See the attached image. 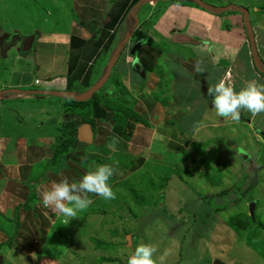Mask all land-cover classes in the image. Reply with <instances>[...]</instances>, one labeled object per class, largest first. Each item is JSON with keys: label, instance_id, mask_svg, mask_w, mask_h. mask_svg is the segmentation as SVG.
<instances>
[{"label": "crops", "instance_id": "0c3cea01", "mask_svg": "<svg viewBox=\"0 0 264 264\" xmlns=\"http://www.w3.org/2000/svg\"><path fill=\"white\" fill-rule=\"evenodd\" d=\"M198 1L207 6L227 10H223L217 17L216 14L197 10L199 9L197 7L196 9L189 7L187 0H179V8L173 7L177 0H54L58 17L56 19V15L51 22L54 25L58 20L57 29L50 27L49 32L40 30L38 27L43 24L38 23L35 30H27L24 36L18 30L6 32L1 29V59L10 58L9 53L13 52L11 57L13 66H11V79L6 82L0 80V264H30L35 256L39 259L36 264H61V259L49 258L44 254V245L50 233L56 235L55 232L62 229L65 219L51 209L43 207L40 193L37 191L38 187L41 191L45 190L54 181L59 182L65 176L70 182L79 181L86 172L94 170L98 165L123 164V159H127V156L133 159V164L122 173L130 176L139 171L142 179L148 178L150 175L146 168L150 159L148 151L153 145L152 142L158 138H162L159 142L164 144L163 149L169 152L179 150L187 153L188 157L184 156V161L194 158L201 160L209 144L214 141L220 143V137L210 132L217 127V123L211 122L208 118L204 119V113L199 114L198 108L196 111L194 106L192 108L179 102H176L172 108L169 101L163 104L143 94L144 89L153 92L158 87L161 88L160 79H157L158 76L154 75V71L159 69L160 60L168 56L166 50L159 46V40L154 41L151 38L149 33L152 29L160 35H158L160 39L170 44L181 42L197 46L203 41L207 46L211 42L209 52L214 56L215 63L221 62L223 65L230 58L227 56L231 54L233 60L241 66V70L237 71L240 75L233 72L234 78H232L233 88L237 93L245 87V81L256 79L258 83L264 84V76L252 65L248 40L241 41L236 52L224 49L221 44L223 37L239 38V32L242 30V26L238 24L242 16L231 14L232 6L259 15L261 13L257 12L256 7L259 6L260 10L264 11V0ZM195 4L198 5L196 1ZM151 16L155 21L150 22ZM45 20L41 21L44 23ZM15 34L21 38L35 34L32 49L22 52L20 42H9L10 37ZM130 55L133 59L139 57L140 62L136 67L132 66ZM181 58V68L198 73L194 69V65L199 61L198 58ZM119 60H122L124 72L132 71L138 80L148 79L143 90H140L138 86L141 83L135 82L132 75L129 76L127 84L134 92L132 105L130 103L127 106L122 105L124 104L122 98L117 100L118 105L111 103L112 99L109 97L117 92L122 93L121 89L125 87L119 81L115 80L110 89L105 90L106 82ZM32 66L35 70L34 74H32ZM210 69H215V82L224 79L220 66L211 65ZM159 72H164V69L161 67ZM202 75L207 77L206 73L200 74L198 81L202 80ZM105 77H107L106 81L91 97L81 101L76 100L95 85L101 84ZM152 78L157 80L153 82ZM126 80L127 78L125 82ZM203 84L205 88L203 95L206 101L211 100L209 107L213 111L212 97L207 92L208 86ZM95 95L96 99H94ZM70 99L85 104L68 103ZM24 100L35 102L45 100L47 103L44 109L51 111V116L44 121H34L33 124L28 122V128L25 124L17 125L20 123L16 121L17 119L22 122L21 116L14 110L11 111L12 118L10 114L2 112L3 102ZM126 107H129L140 120L125 117ZM41 110L39 108L37 111ZM241 111L244 112L245 119H248L244 122L248 123L249 127L253 125L254 129L263 132L262 137H259L253 127L249 129L250 134L257 138L259 143L264 144V112L253 117L247 110ZM188 119L192 120L194 127L186 126ZM220 119L224 124L225 119L223 117ZM227 119L231 123L240 124L230 118ZM125 123L129 128L125 125L120 129ZM70 124L75 126L76 147L67 154L64 164H58L59 166L50 169L49 162L53 157V148ZM198 124L201 126L196 128ZM44 126L46 128L43 129ZM148 131L154 133L149 136L148 147H144L141 137H145ZM182 133L186 137L181 135ZM197 135L201 140L195 138ZM113 138L118 141L115 151L107 147ZM209 141L211 142L208 143ZM88 145H91L90 149H84ZM186 145L193 146L196 155L191 150L187 151ZM221 146L219 145L217 150ZM230 146L232 145L229 144L228 147ZM222 148L226 149L225 144ZM213 150L215 156L219 155L216 149ZM242 158L244 159L236 163L235 171H238L240 166L243 170L239 171L250 174L251 181H254L252 177H257L256 173H259L264 165L256 164L257 160L249 159L247 155H243ZM39 164L42 165V172H39L41 175L34 173V167ZM181 170L179 168V171ZM203 175L205 176V173ZM160 182L164 184L161 185ZM167 182L166 178L158 181L160 188L156 193L158 197L162 196V199L166 194L159 193L165 190L164 187L167 188ZM114 183V179L111 182L109 180L111 187ZM169 190H166V193ZM89 198L93 203L100 197L89 194ZM58 222L61 229H58L60 226L57 225ZM259 228L264 230V225ZM132 247V243L130 246L126 245L130 251H133ZM245 250L257 254L264 263L262 253L250 249L249 245Z\"/></svg>", "mask_w": 264, "mask_h": 264}, {"label": "rangeland", "instance_id": "374dc122", "mask_svg": "<svg viewBox=\"0 0 264 264\" xmlns=\"http://www.w3.org/2000/svg\"><path fill=\"white\" fill-rule=\"evenodd\" d=\"M195 1L187 0L186 3L189 4V7L196 9ZM197 6L199 8L197 10L216 14L217 17L222 14L223 10H227L226 8L217 9L208 6L212 7L209 9L199 4ZM256 8L257 12L260 11L261 14L256 15L257 13L248 11V20L256 47L257 63L259 68L264 71V11H261L259 6ZM56 15L54 0H0V31L1 29L6 32L18 30L24 36L27 30H35V26L39 23L43 25L38 29L49 32L50 27L51 29L59 27L58 20L55 21L56 26L51 22ZM57 17L58 15L56 19ZM44 19L46 20L43 23L41 20ZM238 22L242 26L239 38L223 37L221 43L224 49H230L232 52L239 50L238 45L244 39L249 41V32L246 26L240 24L241 19ZM153 31L155 30L152 29L149 33L151 38L154 41L159 40V46L163 47L166 50V56L168 55L166 59L160 60L159 69L154 71V75L160 79L161 88L158 87L153 92L143 90L142 83L148 79L138 80L132 71L124 72L122 60H119L106 82L105 90H109L115 80L125 87L121 89L122 93L117 92L109 97L112 99L111 103L118 105L117 100L122 98L124 99L122 105L127 106L128 103L132 105L134 92L127 84L129 76L132 75L135 82L141 83L140 86H137L143 90L145 96L161 101L163 104L169 101L172 108L176 102L190 105L192 108L194 106L196 111L198 108L199 114L204 113V119L208 118L211 122L217 123V127L210 132L212 135L216 134L220 137V143L214 141L209 144L201 160L194 158L184 161L183 159L188 157L187 153H182L179 150L169 152L167 149H163L164 144L159 142L162 138H158L152 142L153 145L148 151L150 159L146 168L150 175L145 179L141 178L139 171L130 176L122 173L133 164V159L129 156L127 159H123V164H105L116 169L110 179V182L112 179L115 181L112 188L116 193V199H95L87 210L78 213L77 218L69 221L67 225L66 222H63L62 229L58 222L57 225H60L58 229L61 230L55 232L56 235L50 233L49 239L44 245V254L49 258L61 259V264H127L135 247L143 243L157 245L159 249L156 253L157 257L165 249H170L171 255L167 258V264H214V261H220L222 264H264L257 254L245 250V247L249 245L250 249L262 253L261 256L264 258V230L259 228L262 224L264 225V168L256 173L257 177H252L255 182L252 181V186L245 197L240 196L241 193L239 194L238 191V187L243 183L240 180L243 169H240L239 166L238 171L241 172L235 171L236 163L244 159L243 155H247L249 159L255 158L256 164L264 165V144L259 143L258 139L250 134L249 129L253 125L249 127V124L244 122V120H248L245 119L244 112L241 111L240 119L243 121H238L239 125L231 123L227 118H224L225 123L222 124L221 117H217L215 109L212 111L209 107L211 100L206 101L205 95H203V89H205L203 83L208 88L217 83L214 76L215 69L211 70V65L217 64L222 68L224 73L222 80L226 84L229 83L230 86L232 84V87L233 72L240 75L237 71L241 70V66L236 60H233L234 57L232 58L231 54L227 56L230 58L223 65L221 62L215 63L214 56L209 52L211 42L206 46L203 41H200L198 47L181 42L170 44L160 39V35ZM12 55L13 52L9 53L10 58L2 60L0 54V80L3 82L11 79ZM181 57L184 59L198 58L203 72L192 73V70L191 72L181 68ZM21 63L19 62V64ZM161 67L164 72H159ZM32 71L34 74L33 66ZM205 73L207 77L202 75V80L198 81L200 74ZM157 79L152 78V81ZM253 80L257 81L256 79L250 81ZM247 82L249 81H245V85ZM207 86L205 87L207 88ZM99 94L98 97L101 98ZM94 99H96V95ZM46 103L45 100L3 102L2 112L10 114V118H12L11 111L14 110L22 119V122L20 119L16 120L20 122L17 125L25 124L28 128V122L33 124L34 121H44L51 116L52 112L44 109ZM39 108L42 110L37 111ZM209 120L207 121L209 122ZM185 124L189 128L194 127L190 119L186 120ZM254 131L259 137H262V131L256 129ZM153 133L148 131L145 137H141L144 147H148L149 136ZM184 136L186 137V135ZM195 138L201 140L199 135ZM224 144L227 152L222 148ZM229 144L232 146L228 147ZM219 145L222 146L217 150ZM190 146L186 145L185 148L195 154V149ZM90 147L91 145H88L84 149H90ZM141 148L139 149L141 150ZM213 149H216L219 155L215 156ZM179 168L182 170L179 171ZM41 170V164L34 167V173L39 174ZM162 178L168 180L167 188L164 187L165 190L159 193L166 194L163 199L156 193L160 188L158 181H162ZM168 189L170 190L166 193ZM223 191H228L227 195L231 193L239 200L235 204L232 203L226 210L216 212L212 206L219 201L216 202L214 197L223 196L226 193ZM203 198H210V200L207 199L209 204H204ZM222 201L223 206L232 202L231 199ZM143 203L147 206H144ZM237 220L243 223L234 224ZM237 228L240 230L236 231ZM127 236L131 237L133 251L126 248L127 241L125 239ZM37 260L39 261L37 256L33 257L30 264H36Z\"/></svg>", "mask_w": 264, "mask_h": 264}, {"label": "clouds", "instance_id": "9594fccd", "mask_svg": "<svg viewBox=\"0 0 264 264\" xmlns=\"http://www.w3.org/2000/svg\"><path fill=\"white\" fill-rule=\"evenodd\" d=\"M173 7H180L179 0ZM237 13L243 17L241 13ZM129 59L132 60L133 67L140 62L138 56L133 59L130 55ZM194 69L196 72H203L200 61L196 62ZM259 72L264 71L260 69ZM261 75L264 76L262 73ZM207 92L212 97V106L217 116L238 122L241 110H247L253 117L264 112V84H259L257 81L247 82L245 87L237 93L224 80H220L215 86L209 87ZM200 126L198 124L195 127L199 128ZM117 143L116 138H113L107 147L115 151ZM115 172L116 169L110 165H98L94 170L86 172L79 181L70 182L69 178L65 176L59 182L54 181L45 190L41 191L38 187L37 191L40 193L43 207L64 217L67 225L69 221L77 218L78 213L87 210L92 204L89 194H94L104 200L116 199V193L109 184V180ZM158 250L157 245L141 243L135 247L127 264H167V258L171 255L170 249H165L157 257Z\"/></svg>", "mask_w": 264, "mask_h": 264}, {"label": "trees", "instance_id": "16d2710c", "mask_svg": "<svg viewBox=\"0 0 264 264\" xmlns=\"http://www.w3.org/2000/svg\"><path fill=\"white\" fill-rule=\"evenodd\" d=\"M147 6L150 7V5H147ZM196 7H198V6L196 5ZM160 10L162 11V9H160ZM231 14H238V13L237 12H232ZM151 17H149L150 18V22H152L153 20L155 21V18H153V17L151 18ZM241 20H242V24H244L245 26H247L248 21L245 20L244 17H242ZM252 36H253V34H252ZM145 42H147V43L149 42L150 43V41H145ZM249 50H250L251 61H252L253 67L258 71V73L264 74V72H259L260 69L258 68V64H257V61H256V55H255V53H256V47H255L254 41H250L249 40ZM142 84H143V86H145L146 82H143ZM68 103H72V104H75V105L85 104V103L75 102V101H73L71 99L68 101ZM124 113H125V117H133L135 119H139L140 120V118L129 107H126L125 108ZM122 124H123V122H122ZM125 125H126L127 128H129V125H127L125 123L124 125L120 126V129L121 128H124L123 126H125ZM145 125H148V124L145 123ZM74 127L75 126L74 125H71V124L69 126H67L66 127L65 134L61 138L60 137L58 138L57 143H56V145L53 148V157H52V159L49 162L50 169H52L55 166H59L58 164H62V163L64 164V161H65V158H66L67 154L70 153V150L72 148H75L76 147L75 145L77 144V141H76V137H75V134H74L75 133V128ZM185 131H187V129H185ZM240 180L243 181V183H241V186L238 187V191H239V194L241 193L240 196L245 197V194H247V191L252 186V184H251L252 183V181H251V175L248 174V173H244L242 175V177H241ZM227 192L228 191H223V193H225L223 196L217 195L218 197H214V199H215L216 202L219 201L216 205L212 206L213 208H215L214 210L216 212L217 211H221V210L224 211L229 206H231L232 203L235 204V203L238 202L239 198L236 199V197L235 196L233 197L231 195V193L227 195ZM160 198L162 199V196ZM203 199L205 200L204 204H207L208 203L207 202V199L210 200V198H203ZM224 199H229V200L231 199L232 202L229 203V204H227L226 206H223L222 205L223 204V201L222 200H224ZM242 223H243L242 221L237 220L234 224H238L239 225V224H242ZM235 226H237V225H235ZM261 226H263V225H261ZM170 227H171V225H170ZM235 230L236 231H239L240 229L237 228Z\"/></svg>", "mask_w": 264, "mask_h": 264}, {"label": "water", "instance_id": "95a60500", "mask_svg": "<svg viewBox=\"0 0 264 264\" xmlns=\"http://www.w3.org/2000/svg\"><path fill=\"white\" fill-rule=\"evenodd\" d=\"M196 2L201 5L202 7H205V8H209V9H212V7H208L207 5H204L202 4L201 2H199L198 0H196ZM232 9L234 11H237L239 13H241L244 17L245 20L248 21V11L246 9H242V8H236V7H233L232 6ZM248 32H249V40L250 41H253V36H252V32H251V27L249 25V21L247 23V26H246ZM35 34L33 35H29L25 38H21L19 35L15 34V35H12L9 39V42L11 43H17V42H20L21 45H22V52H27V51H30L34 45V42H35ZM7 45V44H6ZM256 55V53H255ZM256 58H257V55H256ZM137 65H135L136 67ZM141 73V72H140ZM109 72L107 73L106 76H108ZM107 77H105L101 82V84H98V85H95L94 87H92L88 92L84 93L83 95H81L80 97H77L76 100L78 101H81V100H85V99H88L89 97H91V95L96 92L100 86L106 81ZM126 241H127V245L130 246L131 245V237L130 236H127L126 237ZM0 262H1V258H0ZM214 264H222L220 261H214Z\"/></svg>", "mask_w": 264, "mask_h": 264}]
</instances>
